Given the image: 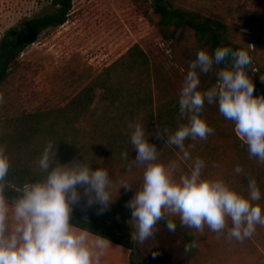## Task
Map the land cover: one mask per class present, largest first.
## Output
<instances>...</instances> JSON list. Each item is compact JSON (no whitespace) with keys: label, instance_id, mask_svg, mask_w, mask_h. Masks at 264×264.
Masks as SVG:
<instances>
[{"label":"clouds","instance_id":"1","mask_svg":"<svg viewBox=\"0 0 264 264\" xmlns=\"http://www.w3.org/2000/svg\"><path fill=\"white\" fill-rule=\"evenodd\" d=\"M250 64L251 57L244 49L218 46L212 54L198 49L178 93L179 113L187 123L171 133L160 129L156 138L163 134L165 143L183 153L182 159H191L185 141L206 140L213 133L201 112L205 103L216 104L220 114L233 122L249 156L264 163V95H254V84L246 71ZM214 66L216 83L199 90L200 75L212 72ZM128 128L136 151L132 164L143 166L142 184L127 202L138 241L152 237L155 225L166 215L178 216L181 226L197 231L207 226L238 242L251 238L257 225L264 226V208L257 203L262 194L254 179L247 178L245 196L222 179L205 178V162L200 158L193 159L190 170L177 179L174 162L167 166L158 162L160 150L149 142L154 134L135 121ZM55 154L56 145L46 142L38 161L43 178L24 184L10 206L4 195L10 160L0 147V264H101L110 241L78 229L70 223V216L81 196L87 198L88 206L99 204L101 211L115 201L110 174L106 168L93 169L83 159L61 164L54 159ZM128 156L122 153L125 160ZM234 171L239 175L243 169L236 166ZM77 185L84 186L82 193ZM121 187L132 188L125 182ZM166 227L170 232L176 230L171 219ZM196 246L193 241L185 250Z\"/></svg>","mask_w":264,"mask_h":264},{"label":"trees","instance_id":"2","mask_svg":"<svg viewBox=\"0 0 264 264\" xmlns=\"http://www.w3.org/2000/svg\"><path fill=\"white\" fill-rule=\"evenodd\" d=\"M140 1L147 3L151 14L156 17V25L164 41L181 46L191 34V46L183 49L188 63L195 60L198 49H206L210 54L218 46L246 50L230 39L227 23L217 15L176 7L174 0ZM229 2L233 0H226V4ZM72 5L73 0H51L53 10L50 13L26 19L4 32L0 38V90L20 69L21 55L38 42L42 33L56 30L68 21ZM226 10L238 29L263 30L259 15L238 14L234 17L236 10L232 7ZM216 70L214 66L212 72L201 74L199 79L204 83L211 75V83H216ZM246 71L253 81L254 95H264V83L255 76L257 72L264 76V69L250 64ZM201 117L214 131L206 140L189 138L185 141L190 157L193 154L206 162L213 156L216 149L214 140L218 139L225 145L228 139L230 147L245 157V146L235 136L233 122L220 114L216 104L205 103ZM133 121L145 125V130L154 134L149 136V142L160 150L159 163L167 166L174 162L176 153L183 154L176 146L165 143L163 134L156 138L155 134L160 133V129L171 133L187 120L180 116L178 94L173 88H162L154 79L150 58L138 45L105 67L64 106L0 120V147L5 149L10 160L9 173L5 177V197L14 200L24 184L43 178L38 161L45 143L51 141L56 145L54 159L59 163L83 159L91 163L93 169L97 166L106 168L112 180V199L115 201L101 211L99 204L88 206L87 198L81 196L80 202L72 207L70 223L127 249L130 252L129 264H143L134 260L132 234H135V222L130 220L131 210L127 207V202L143 180V175L139 181L133 180L136 170L143 172V166L132 164L136 151L130 143L128 125ZM226 121L230 123L227 134L220 127L221 123L226 125ZM124 152L129 153L127 160L122 157ZM121 182L132 188H120ZM118 186L120 191L113 195ZM77 190L82 193L84 186L77 185ZM169 219L176 224L173 233L182 236L187 244L196 242L193 232L181 226L179 218L166 215L155 226L168 230L166 221ZM196 251L197 246L189 250V263L195 258Z\"/></svg>","mask_w":264,"mask_h":264},{"label":"rangeland","instance_id":"3","mask_svg":"<svg viewBox=\"0 0 264 264\" xmlns=\"http://www.w3.org/2000/svg\"><path fill=\"white\" fill-rule=\"evenodd\" d=\"M174 5L221 17L229 27L230 39L248 51L253 66L264 69V0H233L228 4L226 0H174ZM228 7L236 10L234 17L259 15L263 30L238 29L227 15ZM52 10L51 0H0V38L11 27ZM156 22L148 4L140 0H73L68 21L56 30L42 33L38 42L21 55L20 69L0 90V120L64 106L105 67L135 45L149 56L153 77L159 85L168 90L173 88L178 94L189 66L183 49L191 46L192 36L188 34L181 46L166 42ZM255 76L264 79L260 72ZM212 78L208 76L204 83L200 80L199 90L215 84L211 83ZM229 125V121L226 125L220 124L226 134ZM234 134L237 137L235 131ZM214 142L216 149L205 162L203 176L222 179L245 196L247 178L254 179L262 194L257 203L264 208V163L249 156L242 141L245 157L230 147L228 139L226 145L221 139ZM182 157L183 154L176 153L174 159L177 179L190 170L195 155L192 154L189 161ZM236 166L243 169L239 175L234 171ZM142 175V170H136L133 180L139 181ZM118 188L113 195L120 191ZM8 201L11 206L13 200ZM190 231L197 245L191 263L187 261L189 250H185V239L158 226L153 229L154 235L143 242L132 234L134 260L143 264H264V226L257 225L253 236L243 242L230 240L207 226L203 231ZM129 253L124 247L111 243L101 264H129Z\"/></svg>","mask_w":264,"mask_h":264},{"label":"crops","instance_id":"4","mask_svg":"<svg viewBox=\"0 0 264 264\" xmlns=\"http://www.w3.org/2000/svg\"><path fill=\"white\" fill-rule=\"evenodd\" d=\"M106 264H108V263H106Z\"/></svg>","mask_w":264,"mask_h":264}]
</instances>
